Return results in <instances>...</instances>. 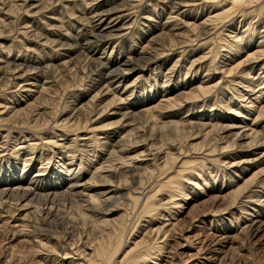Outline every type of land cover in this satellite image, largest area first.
Here are the masks:
<instances>
[{
	"label": "bare ground",
	"instance_id": "bare-ground-1",
	"mask_svg": "<svg viewBox=\"0 0 264 264\" xmlns=\"http://www.w3.org/2000/svg\"><path fill=\"white\" fill-rule=\"evenodd\" d=\"M209 197L201 264H256L264 0H0V264H186Z\"/></svg>",
	"mask_w": 264,
	"mask_h": 264
},
{
	"label": "rangeland",
	"instance_id": "rangeland-1",
	"mask_svg": "<svg viewBox=\"0 0 264 264\" xmlns=\"http://www.w3.org/2000/svg\"><path fill=\"white\" fill-rule=\"evenodd\" d=\"M76 8V5L72 6V9L75 10ZM63 7H61L59 9V14L61 16L62 12H63ZM71 9V10H72ZM61 10V11H60ZM61 12V13H60ZM63 17H66V15L62 14L61 18L63 19ZM67 19V20H66ZM49 21V20H48ZM63 21H69L68 18L66 17L65 20ZM37 25L36 27V32H42L44 33L45 32V26H43V23L40 22V21H35L34 24H32L31 26H35ZM41 25V26H40ZM45 25V24H44ZM39 28V30H38ZM84 43V42H83ZM80 44L82 45V43L80 42ZM47 58V55L45 57V59ZM44 59V60H45ZM39 60V59H38ZM263 86L261 87H258V89L262 88ZM212 197V196H211ZM213 200V201H212ZM209 202V203H208ZM218 202V203H217ZM221 202V201H220ZM219 201H215V199L213 198H206L204 199V201H199V202H196L193 201V200H189V202L186 204H184V209H183V213L181 214V218L180 220L183 219L184 223L181 225V226H177V231H176V234L174 237V242H172V246L175 248V250L179 249L180 250V247L179 245H182L184 247L186 246H190V245H187V243L185 242V240L183 238H186L187 237H190L189 240L190 242L193 244V246H191V251H187V253L185 254L184 256V260H189L186 262V264H201L203 261H204V255L203 254H198L197 252L199 251V248L200 246H202V241H204V239L206 238L207 234L205 235L204 233H201L200 231H198V229H202L204 227L203 224H200L201 221L200 220H203V218H207L209 216H205L204 214H207L208 211H210V209L212 207H215L217 208L218 206L222 205L223 203L221 202L220 203ZM198 205L196 208L197 210L193 211L191 210V208L194 206V205ZM204 205V207H201ZM211 206V207H210ZM208 207V208H207ZM214 207V208H215ZM185 219V220H184ZM182 221V222H183ZM200 221V222H199ZM212 226V225H211ZM189 227V229L187 228ZM189 232H188V231ZM183 231V232H182ZM182 234V235H181ZM188 234V235H187ZM184 235V236H183ZM200 235V236H199ZM182 236V237H181ZM199 237V238H198ZM210 238V239H209ZM207 237V242L204 241L203 244L205 243L206 245H210L211 243V240H212V237ZM8 240L4 241V243L2 242L1 244V247L3 250H7L11 247H17V241H13L11 239V237L9 236L7 238ZM219 239V238H218ZM2 239H0V242H1ZM241 240V239H240ZM238 240L237 243L240 241ZM210 241V242H209ZM185 242V243H184ZM241 242V241H240ZM175 243L179 244V245H176ZM253 243H259L260 246L258 247V250L256 251L257 253H255V259H256V262L258 264H264V230L260 233V235L255 239L253 240ZM176 246V247H175ZM173 248V249H174ZM181 251V250H180ZM169 252V251H168ZM173 253V252H172ZM198 254V255H197ZM197 255V256H196ZM200 255V256H199ZM169 256V257H168ZM168 261L170 262L172 256L171 255H168ZM203 256V257H202ZM166 257V256H165ZM199 257V258H198ZM202 258V259H201ZM256 263V264H257Z\"/></svg>",
	"mask_w": 264,
	"mask_h": 264
}]
</instances>
